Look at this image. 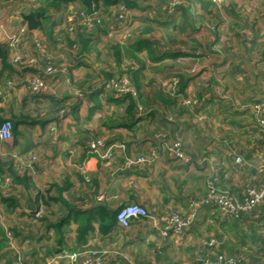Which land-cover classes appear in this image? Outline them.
I'll use <instances>...</instances> for the list:
<instances>
[{
  "label": "trees",
  "instance_id": "16d2710c",
  "mask_svg": "<svg viewBox=\"0 0 264 264\" xmlns=\"http://www.w3.org/2000/svg\"><path fill=\"white\" fill-rule=\"evenodd\" d=\"M16 1L20 2V0L12 2L16 3ZM48 1L51 7L61 9L63 12L65 11L67 14L65 25H73L72 33L74 34V40H70L69 37H66V40L71 45L75 44V52L89 59L90 56L94 57L95 61L92 64L84 65V67L88 68V74L80 76L82 80L77 83V87L79 88L77 93H65L62 98H52L50 101L42 102L38 98L43 97L44 94L33 93L30 89V97L33 96L35 101L25 98L20 100L18 104L14 102L13 98L8 100L7 94L0 95V122L11 121L13 124V136L16 137L14 144L17 145V138L21 135V126L39 123L42 128H45L47 123L58 121L62 116L71 114L74 116L76 126L81 125V122L85 123V121L89 123L88 127L82 128L86 132L80 133L78 136L80 140L82 139L84 142L88 141L90 145L97 141H101L103 143L102 146L106 144L103 138V128L107 127L103 126L104 124L110 126V136L115 131H125L126 137L120 136L116 140L117 143L110 141V145L120 144L121 148L125 147L127 151L136 142L143 144L146 141H150L153 143V147L163 148L165 143L169 145L180 141L182 150L186 158L189 159L187 163L192 162L196 164L197 160L204 159L203 165L209 166L211 169L214 167L215 169H212L211 172L221 175L220 183L214 178L215 176L210 177L209 187L213 186L216 190L223 191L241 202L248 197L250 189L258 190L264 186V174L261 172L263 164L259 167L260 175L256 177V180H253V166H250L249 161L247 162L246 159H243L245 152H247L246 154L248 152L250 154L256 147L264 144V125L260 123L264 121V114L258 115L254 109L255 105L260 103V101L258 102L252 96L246 101L243 99L246 94V89H244L246 84L250 83L254 77L258 81L264 80V48L255 50L256 45L251 49L248 47L245 49L240 48L235 55H232L230 49L226 44H223L220 38H214L216 37L215 31L205 24L207 19L204 16L199 17L198 14L196 15L194 0H160V2L158 0ZM248 1L250 0H244L245 3ZM175 2H179V4L174 6ZM75 3H80L81 5L78 4L76 9L68 12L67 6ZM219 6L221 9L217 14H213L211 10H207V13L213 17L211 23L215 27H219L223 12L226 15L230 14L232 17L237 15L238 22H245L244 19L242 20V17L245 15L236 14V11L229 4L224 2L219 4ZM132 11L145 14L147 17L146 22L131 30L130 34L123 40H118L114 44L107 45L106 49L110 53L111 61L115 65V67L109 68L101 60L103 56H101L102 54L99 51L98 44L95 43V39L100 34L110 35L109 27L111 29L112 25L110 26V24L113 23V20V26L115 25L114 27H116V25L123 23V19H120L121 14L127 15ZM101 12L103 14H100ZM111 12L114 14L112 16L114 19L110 20L108 18V20H105L104 16H110ZM149 12H153V14H149L148 16ZM82 13L86 15L82 16ZM177 14L181 15L180 22L174 25L161 24L162 19L172 18ZM86 16L95 18L94 23L90 27L87 24H83L82 20ZM21 17L23 18L24 25H26V32L41 29L42 19L45 18L42 13L38 12L22 14ZM70 17H73V21L69 20ZM243 26V28H247V22ZM203 27H206V36L203 37V34L192 36ZM241 37L236 39V42H240L243 45L242 39L244 38ZM219 45H221L220 48ZM19 47L18 45L12 46L9 41L5 44H0V66L4 70L15 71L19 69L21 72L18 73H25L26 76H31L30 78L38 76L47 84L48 89H50L52 80L58 81L56 77L65 78L67 75V78H73V67L71 64L73 58L70 54H68L70 56H66V54L64 57H60L59 59L61 60L54 61V64H48L43 53L38 50L37 45L30 54L20 51ZM205 49L214 51L218 55H223L225 58L230 57L231 59H238L239 53L240 55L243 53V56H252L250 59L255 58L256 60L255 65H253L254 69L245 71L240 68V65L236 64L235 66L233 64L228 66L218 76L213 75L206 82L197 84L196 80H194L195 74H193L194 72L196 73L197 68L193 65V62L202 61L206 58ZM18 56L21 58V63L14 61ZM35 58L37 63H31L30 61L32 59L35 60ZM181 58L185 60L181 62ZM166 60L171 61L172 64H165ZM95 63L104 65V67H98V65H94ZM47 64L52 68L51 70L54 73L50 74L45 71ZM63 67L65 68L63 69ZM148 68H151L149 73L154 75V77L157 75L156 73L159 75L163 74V81L156 85L152 80L154 77L151 80H146L144 72ZM257 72L262 73L258 75ZM13 74L10 73L8 76H3L0 73V88L4 86L3 88L6 89L10 84L14 83V89H17V81H13L12 79ZM124 81L128 82V91L121 93V96L117 97V100H111L110 108L113 111L109 118L103 114L104 104H102L101 99L95 97L96 95L91 90H88L89 83L96 82V86H101L103 90L110 92L108 90L110 85L113 87L119 84L122 87ZM21 82L27 84L24 79L18 83L21 84ZM191 84L194 85L193 90L190 89ZM21 85H19V88H21ZM145 85L149 87L151 85L153 94H147L146 90H144ZM227 94L232 98L229 100L225 99L224 96ZM113 95H116V93ZM86 99L90 101L88 104L90 108L88 115L83 117L79 115V112L81 107H84ZM238 100L242 101L241 110H238L239 107L235 109L236 107L233 106V103H237L235 101ZM205 102L215 104L206 112L205 124L202 125L204 130L201 131L206 134V137L201 139L204 142L207 140V142H210V145H213L214 139L212 138V134L215 130L213 131L208 127L210 121H218L221 123V126L228 128L225 132L228 131L230 133H224L223 130L220 131L219 137L222 141L219 146L222 149L219 150V154L218 152L215 154V156L219 157V162L221 159L226 162V166H222L221 164L219 167V162L214 163L215 165L213 164V166L209 165L206 156L214 155L212 152L206 151L196 156L195 154L198 153L197 148H193L191 145L185 147L184 142L187 139L181 138L187 133H192L197 137L201 133L198 129H200V123L202 122L200 118L204 116L199 114V110ZM250 105L254 106L251 107ZM223 109L227 116L226 118H222L224 115ZM95 113L100 114V116L97 118L96 123L90 125ZM245 115L255 119L253 124H250V121L246 120ZM156 118L159 120L158 126ZM160 125L162 127L159 128ZM220 128L223 129V127ZM54 130L55 128L52 129V131ZM167 134L170 136V139L166 140L164 136ZM12 151L14 150H9V154ZM114 152L115 150L110 151V162H114ZM152 152L155 153V150L149 152L148 155H143V157L149 160L152 157ZM24 155L23 159L18 158L20 166L17 167L12 164L8 166L6 162L0 161V264L7 258H12L11 256L14 253L9 248L11 244L10 238L13 234H20V230H22V226L25 224L21 222V219L25 216H28L30 219L38 217V222L36 223L37 230L42 234L46 231H53L55 234L54 240L59 245H62L66 242L67 236L73 231L72 225L68 223L66 217L64 218V214L66 212L69 214H87L86 210H82L83 208H77L78 206L86 205V203L79 200L77 195L71 191V188H66L63 184L52 183L44 188L34 190L32 178L28 176V172L21 174V169L25 171L31 169L33 171V168L38 164L37 161L40 159L38 160L39 157H34L33 160L30 159L28 152ZM15 159L17 160L16 156ZM234 161H240L242 164L240 165ZM126 163H129V160L128 162L125 160V164L123 165L125 168ZM139 165L138 163H134L132 166ZM8 179H11L10 186L14 188L10 192L5 191V187L8 186L6 185V180ZM234 181L235 183H233ZM37 207L39 208L38 215L31 216L25 212L18 213L21 209L35 211ZM203 209L204 211H208V213L213 212L222 217L226 229L225 234L219 232V230L215 232L213 236L217 240L218 245L209 247L210 250L219 248L220 243L221 247H227L232 250L230 257L234 264H264V199L251 210L240 211L237 216L222 212L217 206L211 204L206 205ZM106 215L104 214L100 219L88 218L89 225L77 231L78 234H82V232L85 234L90 225L95 221L100 222L102 227L105 224L106 226L110 225L111 231L115 225L114 213H110V218H107L108 216ZM223 223H221V226H223ZM258 223L262 224V226H257ZM48 250L56 254L54 256L58 257L59 261L68 262L65 256L59 257L61 252L58 249H53L49 246ZM88 250L102 251L96 248L77 249L79 253L83 254ZM133 253L140 254V252ZM86 257L87 254L81 256L77 264H83ZM106 258L105 256L103 257V263ZM137 258L136 256L135 259ZM194 264L198 263L195 262Z\"/></svg>",
  "mask_w": 264,
  "mask_h": 264
},
{
  "label": "crops",
  "instance_id": "0c3cea01",
  "mask_svg": "<svg viewBox=\"0 0 264 264\" xmlns=\"http://www.w3.org/2000/svg\"><path fill=\"white\" fill-rule=\"evenodd\" d=\"M22 1L26 0H20L21 3ZM248 2L240 3V8H243ZM78 4L81 5L80 3ZM78 4L68 5L67 11H73L74 7L78 6ZM261 4L262 8H264L263 3ZM26 5L27 4L20 5L19 3V7ZM263 12L264 11H262V14ZM20 19L22 28L26 29V25H24L21 16ZM3 21L9 23L8 18H4ZM17 28L18 27L12 29V27H9V32H0V44L7 43L10 34L16 31ZM55 30L56 29L51 30V26L45 29L41 27L39 30L28 31V35L25 36V38L28 37L29 41L32 42L33 36L42 33L44 42L56 43L60 35L59 33L56 34ZM30 45L32 46V44ZM19 46V48H21V45ZM35 46L36 45H33L32 49ZM48 46L50 45L48 44ZM32 49L26 54L32 53ZM74 58L77 64L72 66V74L74 76L85 74V71H87L86 67L79 64L78 58ZM81 59H83V57L80 58V60ZM0 73L3 74V76L14 73L12 79L13 81H17V86L23 83L21 82L20 84L18 83L19 81L27 77L24 75L22 77V74L18 73L17 70L8 71L6 69L4 70L1 66ZM30 77L31 76L26 78V86L28 88ZM55 82H57V80ZM95 83L96 82H90L88 90H91L93 94L96 95L95 97L101 99L102 104H104V114L110 118L113 111V109L110 108V104L112 103L111 100H117L118 98L116 95H112L110 92L103 90L101 86H96ZM258 83L259 81L257 80V84ZM11 85L12 84H10V86ZM244 89H246V87H244ZM50 90L51 86L50 89H48L49 92L43 93V98L40 97L38 99L42 102H46V100L49 99L48 97L52 96V93H56L55 90ZM47 93H51V95ZM252 93L253 91L246 90L243 99L246 101L249 98L247 96H252ZM30 95L31 92L26 98L35 101L34 97H30ZM55 97L60 98L59 95ZM226 97L227 96H224L225 99H227ZM13 99L16 104L20 102L18 98ZM89 102L90 101L87 99L84 101V107H81L79 112L80 116L84 117L88 115L90 108L88 107ZM235 102H237L233 105L236 107L235 109L239 107L238 110H241L242 101L238 100ZM214 104L215 103L211 102L202 104L203 107L200 108L199 114H202L204 117L200 118L202 122L200 123V129H198L199 132L204 130L202 125L205 124L206 112H208ZM83 108L87 111L86 114H83ZM222 112L224 113L222 118H226L227 116L225 115L224 109ZM99 116L100 114L95 113L90 125L96 123ZM245 118L250 121V124H253L255 121L253 117L251 118L245 115ZM158 121L159 120L156 118L157 126L159 124ZM86 126H89L87 121H85V123L81 122V125L76 126L74 116L71 114L62 116L58 121L47 123L45 128L41 130L44 137L41 139L34 138L32 142L28 140L25 135H29V133L32 134L33 132L32 130L25 129V127H29V125L20 127L21 137L17 138V145L20 146V150H15V153L20 152L26 154L27 145L34 144L36 147L39 145L40 154L44 156L42 160L38 161L42 163L40 165L37 164L32 171L37 175L36 178L32 179L34 190L44 188L52 183L63 184L66 188H71V191L77 195L79 200L86 203V205L78 206L77 208H83L82 210H86L87 214H69L67 212L64 214V218L66 217L68 223L72 225L73 231L67 236L66 242L62 245H59L58 242L54 240L55 234L53 231H46L42 234L37 230L36 223L38 222V217L30 219L28 216H25L21 219V222L25 224L22 226L20 234H13L10 238L11 244L9 248H11L14 254L11 256V259L7 258L4 260L5 263L69 264L68 262L59 261V258L54 256L56 254L48 250L49 246L61 252L59 257L64 256L65 252L76 251L77 249H101L106 251L104 256L107 257L103 264H194L195 262L204 264V260L208 256L214 258L217 257L218 254H226L227 256L232 254V250L227 247H221L222 245H220V243L219 248L217 247L213 250L203 246V238H214L213 235H215L217 230L224 234L226 233L222 217L213 212L208 213V211H204L203 208L208 205L206 203L201 204L197 219L192 226L186 230L183 236L178 238L173 234L170 236L161 235V230L168 228V225L164 221L166 217H170L171 215L187 216L191 213L190 205L192 202H203L207 198L209 192L208 187L211 180L209 177L212 178V176H215L214 178L220 183L221 175H216L215 172H211L212 169H215L214 167L211 169L209 166L203 165L204 159L197 160L196 164L192 162L187 163L189 159L186 162L172 159L164 151V148H155L150 141H146L143 144H141V142H136L128 148V151L125 147L121 148L120 144L110 145V141L117 143L116 140H118L120 136L126 137L127 134H125V131L118 130L110 136V126L104 124L103 126L107 127L103 128V138L106 144L100 148V151L104 154L115 150L114 162H110V159L106 160L107 158L102 157V155L100 156L94 153L88 141L84 142L82 139H79L78 135L86 132L82 129ZM160 127L162 126L160 125L159 128ZM208 127L213 131L215 130V133L212 131V138L214 139L213 145H210V142H207V140L204 142L203 139H201L206 137V134L203 132H201L198 137L192 133H187L181 138L187 139L184 142L185 147L191 145L193 148H197L198 153L195 154L196 156L206 151L212 152L214 155L206 156V160L209 161V165L213 166L214 163L220 160L219 157L215 156V154H217V152L219 154V150L222 149L219 146L222 141L219 137L220 131L223 130L224 133H227L228 131L225 132V130L228 128L221 126V123L218 121H210ZM220 127H223V129ZM54 128L55 130L52 131ZM217 132H219V134H217ZM164 137L166 140L170 139L168 134ZM0 143L4 144L6 142L0 141ZM152 150H155V156L150 158L148 156V162L140 164L139 166H132L133 164L129 165V163H126L127 169L123 167L125 160L128 162V160L148 155ZM68 153H70L69 156ZM246 153L247 152L244 153L243 159H246L247 162L249 161L250 166H253L252 179L256 180V177L260 175L259 167L262 164L260 159L264 156V144L256 147L250 154L249 152L248 154ZM247 155L249 156L247 157ZM211 158L214 162L210 160ZM237 163L240 165L242 164L240 161ZM221 164L223 166L226 162L221 159L219 167ZM235 181L233 183H235ZM130 204L144 206L153 217L152 220L140 218L133 220L128 228L122 226L117 219V214L123 207ZM20 212L31 215L30 213L33 212V210L21 209L18 213ZM110 213H114L115 217V225L112 227L111 231L110 225L106 226V224L103 223L105 226L102 227L100 222L95 221L90 225L85 234L83 232L82 234H78L77 231L89 225L88 218L100 219L104 214H107V218H110ZM153 221H155V223ZM221 223H223V226H221ZM257 226H262V224L258 223ZM133 252H140V254ZM136 256L138 257L137 259H135ZM15 259L16 261L14 262ZM4 262L1 264H5Z\"/></svg>",
  "mask_w": 264,
  "mask_h": 264
},
{
  "label": "rangeland",
  "instance_id": "374dc122",
  "mask_svg": "<svg viewBox=\"0 0 264 264\" xmlns=\"http://www.w3.org/2000/svg\"><path fill=\"white\" fill-rule=\"evenodd\" d=\"M12 1L14 0H0V32H4V31L9 32L8 30L9 27H12V29L18 27L16 31L10 34L8 41H10L14 37H19L18 46L21 45L20 51L27 53L32 49L33 45H37L38 50L41 53H43V56L46 59L48 64H54V61L61 60L59 58L64 57V55L66 54H67L66 56H70V55L72 56L73 58V60L71 61L72 66L77 64L75 62L74 57L78 58L79 64L80 65L82 64L83 66L85 64H92L95 61L94 57L90 56V59H89L88 57H84V55L77 54L75 52L76 50L75 44L71 45L66 40V37H69V39L72 40L74 37V34L72 33L73 25H70V26L69 24L65 25L66 16H67L65 11L63 12L61 9H58L56 7H51L49 5L48 0H26V1H22V3L18 1H16L15 3ZM151 1H155V0H151ZM158 2H160V0H158ZM224 2L226 4H229L231 7H233V10L236 11V14L245 15L244 17H242V20L244 19L245 22H247V28H243L245 26V25L243 26L245 22L243 21L238 22L239 19L237 18V15L235 17H232L230 14L226 15L225 12L222 13V16H221L222 19H221V23L219 27L217 26L215 27V25L211 23L213 20L212 19L213 17L211 14L207 13V10L209 11L211 10V13L217 14V12L221 9L219 4L224 3ZM243 2L244 0H194V5L196 8V12H197L196 15L198 14L199 17L204 16L207 19L205 21V24L215 31L214 34L216 37L214 38H220L223 41V44H226V46L230 49V52L232 55H235L236 52H238L240 48L245 49L246 47H248L251 49L254 45L257 46L255 50H257L258 48H264V12L262 14V11H264V8H262V4H261L263 3V7H264V0H250L248 4L243 6V8H240V3H243ZM19 3L20 5L21 4H24V5L27 4V5L23 7H19ZM76 8L77 7H74V9ZM32 12L42 13L45 16V18L42 19L43 29L47 28L48 26H51V30L56 29L55 33L56 34L59 33L60 35V37L58 38L59 40H57L56 43L44 42L42 33H39L38 35L33 36L32 42L29 41L28 37L25 38V36H27L28 33L26 32V29L22 28L21 26L20 16H22V14H30ZM112 13L113 12L110 13V16H104L105 20H108V18L110 20H113L114 18L112 16L114 14ZM100 14H103V12H101ZM149 14H153V12H149L148 16ZM4 18H8L9 23L3 21ZM146 19L147 17L145 14H142L137 11H132L130 13V16L127 19V23H121L119 25H116V27H114L115 25L113 26V23H114V20H113V23H111L110 26L112 25L111 29L113 27L114 29L111 30L109 27V30L111 32L110 35L100 34L98 38L95 39L96 40L95 43L98 44L99 51L102 54L101 56H103L101 57V60L103 61V63L106 64L107 67L109 68L115 67L114 63L111 61L110 53L106 49L107 45L111 43L114 44V42L118 40H123L130 34L131 30L137 28L141 23L146 22ZM180 21H181V15L177 14L175 17L162 19L161 24L174 25L175 23L180 22ZM202 34H203V37L206 36L207 34L206 27L201 28L199 31L195 32L192 36H200ZM239 37L244 38L242 39L243 45H241L240 42L239 43L236 42V39H238ZM30 44H32V46ZM48 44L50 46H48ZM220 47L221 45H219V48ZM205 50H206V56H205L206 58L203 59L202 61L193 62V65L197 68L196 73L195 72L193 73L195 74L194 80H196L197 84L198 83L202 84L206 82L213 75L218 76L219 74L224 72L228 66H231L233 64L235 66L236 64L240 65V68L245 71H248L251 68L254 69L253 65H255L256 60L255 58L250 59V57L252 56L250 57H248L247 55L243 56V53H241L242 55H240L239 53L238 59L235 58L236 59L235 61L234 58L233 59H231L230 57L225 58L223 55H218L217 53H214V51L207 50V49ZM82 57L83 59L80 60V58ZM184 60L185 59L181 58V62H183ZM36 61L37 60L35 58V64L37 63ZM88 61L89 63H87ZM48 64L45 67L46 72H48V70L51 68L50 66H48ZM165 64L169 65V64H172V62L166 60ZM94 65H98V63H95ZM98 67H104V65H98ZM64 68L65 67H63V69ZM17 71L21 72L19 69H17ZM150 71H151V68H148L144 72V76L146 77V80L147 79L151 80V78L154 77V75L149 73ZM261 73L262 72H257L258 75ZM85 74H88V72L85 71ZM156 74L157 75L152 80H153V83H156V85H158L159 83L163 81L164 75L163 74L159 75L158 73ZM23 75L26 76L25 73H22L21 76L23 77ZM72 76L73 78H67V75H66L65 79L63 77H56L59 79V81L57 82L52 81L50 85L51 86L50 91L55 90L56 93H52V96L51 97L49 96L48 100L45 99L46 102L50 101V99L52 98H56L55 96L57 95H59L60 98H62L64 93H69V92L77 93L79 91V88L77 87L78 85L77 83L81 80V77L79 75L78 76L72 75ZM26 78H24V80H26ZM262 80H259V83L257 84V80L254 77L251 80V82L246 84L245 86L246 90L253 89L252 97H254L258 102L260 101V103L258 104L264 103V80L263 81ZM13 84L14 83H12L11 85L12 87L9 86L6 89L3 88L4 86H1L0 95L2 96L4 94H7L8 100H11L12 98H16V99L18 98L19 100H23L26 98V96L29 95L30 88L25 86L26 83H23L20 86L21 88H19V85H18L17 89H14ZM123 84L124 85L122 87H120L119 84H116L113 87L112 85H110L108 90H110V93L112 95L116 93V96L119 98L121 96V93H120L121 91L128 90V87H127L128 82L124 81ZM190 89L191 90L194 89L193 84H191ZM144 90H146L148 95L153 94V89L151 88V85L150 87L145 85ZM111 91L114 93H112ZM47 94L51 95V93H47ZM226 96H227L226 97L227 99L232 98L228 94ZM247 97H250V96H247ZM250 106L253 107L254 105H250ZM83 110H84L83 114H86V111L84 108ZM25 129L33 131L32 134L30 133L29 135L25 134L27 139L30 140L31 142L34 140V138L41 139L44 137L43 133L41 132L42 127L39 123L30 125L29 127H25ZM15 139L16 137L13 136L12 139L8 140L6 143L4 144L0 143V158H1L0 161L6 162L8 166L9 164H12L17 167V166H20V164H18L19 163L18 158L23 159L25 155L20 152L15 153V150H18V149L20 150L19 145H16V144L13 145V142ZM167 144L165 143L163 145V148L167 147ZM37 147L34 144L33 145L28 144L26 147V151L30 154L29 158L32 160L34 157H39L38 159L40 160L44 158V156L40 154V151H39L40 147L38 148ZM11 149H13L14 151H12L9 154V150ZM15 156L17 157V160L15 159ZM210 160L213 161L212 158ZM260 161L262 164H264V156L262 159H260ZM41 163L42 162H38V165H40ZM21 172H22L21 174H23L24 172H28V176H30L32 179L37 177V175H35L31 169L29 170L27 169V171H25L24 169H21ZM10 183H11V179L6 180V185L8 186L5 187V191L7 190L8 192H10L12 191V189H14V188H11Z\"/></svg>",
  "mask_w": 264,
  "mask_h": 264
},
{
  "label": "built area",
  "instance_id": "2783aa9c",
  "mask_svg": "<svg viewBox=\"0 0 264 264\" xmlns=\"http://www.w3.org/2000/svg\"><path fill=\"white\" fill-rule=\"evenodd\" d=\"M179 2H175L173 5H178ZM123 9V8H122ZM86 15L82 13V16ZM130 16V13L127 15L121 14L120 19H123L124 23H127V19ZM70 21H73V17L69 18ZM83 24H87L89 27L94 23L95 18L86 16L83 18ZM98 22V19H97ZM9 42H11L12 46H17L19 42V37L12 38ZM16 63H21V58L18 56L14 60ZM31 63H35V60L32 59ZM50 68L48 72L54 73L53 70ZM29 88L33 93H46L48 91L47 84L38 76H34L29 79ZM128 91V90H127ZM125 90L121 91L120 93L127 92ZM256 113L258 115L264 114V103L257 104L254 107ZM264 125V121L260 122ZM13 137V124L11 121H4L0 122V141L7 142L11 140ZM103 143L101 141L93 142L90 145L91 150L99 154L102 157L109 159L111 154L110 153H101L100 148L102 147ZM180 141L173 142L172 144L167 145L164 148V151L168 154V156L172 159L176 160H183L187 161ZM152 156H155V153L152 152ZM143 156L137 159L129 160V165L134 163L143 164L148 162ZM261 172L264 174V164L261 167ZM210 190L208 192L207 198L202 201H194L190 205L191 213L187 216H180V215H171L170 217H166L164 219L165 223L168 225V228L161 230L162 236H170L175 235L178 238L184 235L186 230H188L195 220L198 217V210L201 204H211L215 205L219 208L220 211L225 212L227 214H232L237 216L240 211H249L254 206L259 204L264 199V186L260 189H250L248 191V197L243 201H239L230 197L227 193L223 191L216 190L213 186L209 187ZM140 218H148L152 220L151 214H149L148 210L139 204H130L123 207L117 214V219L119 223L128 228L133 220L140 219ZM155 223V221H153ZM203 246L206 248L215 247L218 245V242L215 238L210 239H203L202 240ZM84 254H87L86 259L84 260L83 264H103V257L106 254V251H98V250H88ZM83 253H79L77 250L73 252H65L64 256L67 258L69 264H77L78 259L84 255ZM204 264H234L232 258L227 256L226 254H218L217 257L211 258L208 256L204 260Z\"/></svg>",
  "mask_w": 264,
  "mask_h": 264
},
{
  "label": "water",
  "instance_id": "95a60500",
  "mask_svg": "<svg viewBox=\"0 0 264 264\" xmlns=\"http://www.w3.org/2000/svg\"><path fill=\"white\" fill-rule=\"evenodd\" d=\"M31 215H38L39 214V208L37 207L35 211L30 213Z\"/></svg>",
  "mask_w": 264,
  "mask_h": 264
},
{
  "label": "clouds",
  "instance_id": "9594fccd",
  "mask_svg": "<svg viewBox=\"0 0 264 264\" xmlns=\"http://www.w3.org/2000/svg\"><path fill=\"white\" fill-rule=\"evenodd\" d=\"M124 23V22H123Z\"/></svg>",
  "mask_w": 264,
  "mask_h": 264
}]
</instances>
